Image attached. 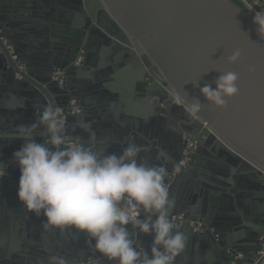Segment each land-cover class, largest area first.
<instances>
[{
	"label": "water",
	"instance_id": "water-1",
	"mask_svg": "<svg viewBox=\"0 0 264 264\" xmlns=\"http://www.w3.org/2000/svg\"><path fill=\"white\" fill-rule=\"evenodd\" d=\"M237 1L239 4L233 0H45L47 11L36 25L38 29L12 33L3 23L5 5L0 2V81L16 87L11 93L29 99H20L17 109L6 110L1 101V92L6 90L0 85V117H8L15 128L31 125L35 114L51 104L65 113L70 134L81 137L78 132L88 121L90 109L77 89L82 86L86 95L96 88H112V78L106 77L131 69L126 61L131 57L139 59L140 67L130 90L134 87L146 98L151 89L159 91L163 125L169 108L179 112L175 118L178 125L173 127L175 158L162 159L160 166H165L168 174L178 166L184 137H195L198 146L187 169L179 167L174 183L168 186L170 218L183 215L175 230L186 239V247L174 264H254L262 247L264 207L256 204L264 197V39L253 25L254 13ZM16 23L19 25L13 22L10 26ZM236 51L240 52L239 60L229 64L228 58ZM80 58L83 60L78 63ZM229 71L239 77V93L226 101L224 109H217L206 102L200 89L205 85L215 89L214 82ZM56 72L64 80L61 88L53 80ZM92 73L105 84H87ZM176 95L188 104L199 101L200 111L190 114L174 102ZM71 101L78 108L76 115L71 113ZM24 108L30 110H19ZM4 129L0 123V163L10 169V176L0 179V218L17 216L11 226L20 234L0 236V264H52V257L65 264H105L86 246L83 235L73 230L45 232L42 219L21 207L17 199L20 172L13 163V153L25 141L9 142ZM35 139L43 143L42 136ZM203 150L209 152L219 171L213 183L203 182L214 192L206 190V197L194 195L187 202L194 180L185 190L180 184L193 173ZM234 185L244 191L240 198L253 200L252 208H258L253 217L259 229L245 232L238 217L247 214L236 215L229 207ZM10 199L16 203L12 210ZM213 200L218 202L216 208L211 206ZM196 223L201 225L199 232L192 227ZM3 224L0 219V228ZM133 239L139 249L150 250L151 236Z\"/></svg>",
	"mask_w": 264,
	"mask_h": 264
},
{
	"label": "clouds",
	"instance_id": "clouds-1",
	"mask_svg": "<svg viewBox=\"0 0 264 264\" xmlns=\"http://www.w3.org/2000/svg\"><path fill=\"white\" fill-rule=\"evenodd\" d=\"M255 2L257 8L247 6L254 13L257 35L264 39V7H259L260 0ZM239 58L236 51L228 63L235 64ZM238 79L235 72L222 73L215 89L205 85L200 93L207 103L224 109L226 101L239 93ZM173 99L190 114L200 111L199 101L188 104L179 95ZM83 131L86 141L70 134L65 116L49 104L35 114L34 123L20 125L9 134V142L25 141L13 153L20 172L17 199L21 207L42 219L45 232L73 230L83 235L86 246L106 264H174L186 239L170 219L168 169L143 162L145 149L135 142L110 153L107 147L99 148L94 131L88 127ZM37 135L43 143L37 142ZM6 174L7 166L0 163V179ZM134 236H151L150 250H138ZM52 264L65 261L52 257Z\"/></svg>",
	"mask_w": 264,
	"mask_h": 264
},
{
	"label": "crops",
	"instance_id": "crops-1",
	"mask_svg": "<svg viewBox=\"0 0 264 264\" xmlns=\"http://www.w3.org/2000/svg\"><path fill=\"white\" fill-rule=\"evenodd\" d=\"M19 1V2H18ZM16 3H13L12 0H0L1 4L4 6L3 9V23L7 25L8 30L12 33L14 30H23L28 31V29H34L39 26V22L44 20V11H47L44 6H46L45 0H18ZM19 17V20H12V17ZM13 22H18L13 26H10ZM38 25V26H36ZM4 44H7L3 40ZM82 61L83 58H80ZM133 67L126 68L123 70H117L116 73L107 76L106 78H112L113 87L109 89L105 88H96V92L82 94V86L77 93H81L84 101L87 102V105L90 109V117L81 128L79 129V136L83 139H87V133L83 131V127H88L95 132L99 143V148L103 150L107 147L108 152L119 153L127 142H135L145 149L141 154V159L143 162H146L149 165L160 166L162 164L161 153L164 154L165 160H172L175 158V151L177 146L175 138L174 125L177 126L176 117L179 116V112H175L176 109L169 108V117L167 119L166 125H163L162 122V103L159 102V91L153 88L151 89L150 97L146 98L140 93H136L133 89L130 90L131 84L134 85L137 77V71L139 70V59L131 57L126 60ZM122 63V62H121ZM117 64H120L117 63ZM78 67V63L75 65ZM24 71V67L21 68ZM88 78V83L91 85H97L98 83L104 85L105 81L101 80L99 76H96L95 73ZM104 74V73H103ZM113 75V76H112ZM137 78V79H136ZM16 80H20L16 76ZM135 81V82H134ZM0 85L5 86V91L2 90L1 94H4L2 98L3 105L6 110L17 109L18 102L20 99L25 101L29 99L22 95H16L11 93L16 87L9 86L10 84L5 83L4 80L0 81ZM61 88V86H59ZM91 95V96H89ZM20 111L26 112V109H19ZM171 113V114H170ZM0 123L5 126L3 132L5 133V138L9 139L12 132L15 131L14 123L4 118L0 117ZM23 122V121H22ZM20 122V123H22ZM26 122V121H25ZM186 138V137H184ZM187 138L193 139L196 141L197 150V140L195 137ZM192 161L189 160L186 167H181L182 169H187L188 165ZM196 167L193 170L192 174L181 182L183 190L187 189L192 185L194 180V187L189 191L187 196V202L195 195V198L200 196L206 197L205 191L210 190L212 193L214 189H210L203 182L213 183V179L216 178L218 174L217 165L211 160L210 154L208 151L203 150L196 158ZM179 167V166H177ZM168 174L167 185H172L176 177V168ZM213 170V171H212ZM202 181V182H201ZM251 182V181H250ZM252 183V182H251ZM234 200L229 207L231 206L232 211L238 214H247V216H239V222L243 224V230L245 232L255 231L259 229L257 223L254 221L253 214L258 212V208L254 210L252 208L253 200H245L240 198L244 194V191H241L237 185H234ZM247 193V192H246ZM264 194V190L262 191ZM245 195V194H244ZM244 197V196H243ZM186 202V201H185ZM217 200L211 201V206L213 208L217 207ZM246 204L249 206L246 207ZM13 205H16L15 200H9V210H12ZM264 207V197H262V203L256 204L258 206ZM241 206V208L239 207ZM183 217V215H179ZM237 217V216H236ZM248 218L245 220L244 218ZM12 214L2 215L1 220H3L5 226L0 228V236L7 235L9 237H16L19 233L18 230H14L11 226L12 222L17 220ZM3 224V225H4ZM177 228V226H175ZM24 232H28L25 230ZM15 234V235H13ZM21 250L31 253L32 250L29 248H22ZM42 254V253H40Z\"/></svg>",
	"mask_w": 264,
	"mask_h": 264
},
{
	"label": "built area",
	"instance_id": "built-area-1",
	"mask_svg": "<svg viewBox=\"0 0 264 264\" xmlns=\"http://www.w3.org/2000/svg\"><path fill=\"white\" fill-rule=\"evenodd\" d=\"M240 2L246 7L248 8V4H252L253 8H257V3H251L250 0H240ZM260 2H263V1H260ZM249 9V8H248ZM81 60L78 61V63L80 62ZM53 80L56 81L58 83L59 86L62 85L63 83V78H62V75L59 73V72H56L53 76ZM62 87V86H61ZM61 113L66 117L65 113L60 110ZM78 108L75 106L74 104V101H71V113L73 115H76L78 114ZM184 142V148L181 152V159L178 163V166L179 167H186L189 160H190V156L193 154V151L196 149V141L193 140V139H190V138H184L183 140ZM10 176V169L7 168V174L4 176V177H9ZM3 177V178H4ZM172 220V222L174 223L175 226L181 224L182 222V217L181 216H178V217H173V218H170ZM192 227L194 228V231L195 232H199L201 230V225L200 224H193ZM138 250H140L138 247H137ZM264 259V238L262 240V247H261V251L257 254V257L255 259V262L254 264H260V262ZM106 264V262H105ZM235 264V263H233Z\"/></svg>",
	"mask_w": 264,
	"mask_h": 264
},
{
	"label": "rangeland",
	"instance_id": "rangeland-1",
	"mask_svg": "<svg viewBox=\"0 0 264 264\" xmlns=\"http://www.w3.org/2000/svg\"><path fill=\"white\" fill-rule=\"evenodd\" d=\"M251 3H256L255 0H250ZM260 1H263V2H260L259 3V7H264V0H260Z\"/></svg>",
	"mask_w": 264,
	"mask_h": 264
},
{
	"label": "trees",
	"instance_id": "trees-1",
	"mask_svg": "<svg viewBox=\"0 0 264 264\" xmlns=\"http://www.w3.org/2000/svg\"><path fill=\"white\" fill-rule=\"evenodd\" d=\"M233 1H235L237 4H239L237 0H233Z\"/></svg>",
	"mask_w": 264,
	"mask_h": 264
},
{
	"label": "snow or ice",
	"instance_id": "snow-or-ice-1",
	"mask_svg": "<svg viewBox=\"0 0 264 264\" xmlns=\"http://www.w3.org/2000/svg\"><path fill=\"white\" fill-rule=\"evenodd\" d=\"M216 51H217V50H216ZM216 51H215V52H216ZM215 52H214V53H215Z\"/></svg>",
	"mask_w": 264,
	"mask_h": 264
}]
</instances>
